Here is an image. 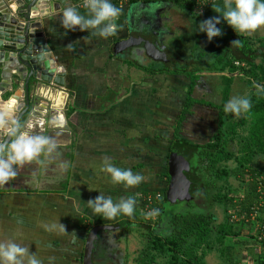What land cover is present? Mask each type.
Listing matches in <instances>:
<instances>
[{"label":"crops","instance_id":"obj_1","mask_svg":"<svg viewBox=\"0 0 264 264\" xmlns=\"http://www.w3.org/2000/svg\"><path fill=\"white\" fill-rule=\"evenodd\" d=\"M112 3L121 8L122 15L117 21L120 26L117 34L107 40L79 30L65 35L59 18L64 8L76 6L75 0H65L59 13L42 20L45 40L58 73L64 75V87L41 86L32 93L35 107L24 130L30 134L48 135L58 147L50 156H41L43 163L24 165L17 170L13 180L0 185V239L18 237V242L27 246L30 253H36L42 264H83L86 240L93 228L125 222L122 227L108 232L112 234L133 228L144 220L152 221L153 218H146L144 195L166 188L161 175L166 171L164 166L174 144L175 126L190 80L186 75L151 76L144 71L142 67L150 66L154 60L144 44L129 46L122 59L114 56L113 47L121 55V44L115 45L117 40L123 42L129 38L145 20L143 35L151 36L154 42L166 46L178 58L179 53L193 52L196 46L207 54H216L227 39L236 35L222 22L217 26L222 28V37L209 43L205 34L196 32L200 22L178 7L161 3L164 7L156 13L153 10L140 14L137 11L139 6L146 8L151 4L140 2L127 7L116 0ZM223 3L224 0L216 1V4ZM78 10L83 14L84 9ZM213 11L203 14L201 21L215 16ZM238 35L264 39V28L251 35ZM180 41L184 45L189 42L190 46H180ZM69 44H72V50L66 48ZM213 74L221 75V78L230 76L227 72H200L196 75L203 80L204 76ZM231 77L234 83L239 77L237 80L247 85V78L246 81L240 78L244 77L243 74L236 73ZM247 88L249 95L252 89L248 85ZM105 156L114 166L143 175L144 182L131 190L113 185L110 178L99 171ZM64 169L65 174L58 178H45H52ZM99 193L114 200L133 195L137 201L133 216L120 215L102 220L91 215L86 204ZM57 220L65 226L68 234H76L79 240L75 244L71 243L74 238L71 235L58 230L45 232L41 228V224ZM143 245V239L136 237L128 243L127 240L121 242L117 250L133 254ZM233 245L228 244L236 251L244 250ZM254 248L256 255V245ZM244 255L247 258L251 254ZM239 261H233V264H240ZM211 263L216 262L212 260Z\"/></svg>","mask_w":264,"mask_h":264},{"label":"trees","instance_id":"obj_2","mask_svg":"<svg viewBox=\"0 0 264 264\" xmlns=\"http://www.w3.org/2000/svg\"><path fill=\"white\" fill-rule=\"evenodd\" d=\"M140 2L170 3L190 13L198 22H201L202 15L208 13L216 4L214 2L206 5L202 13L196 11L194 1L191 0H128L126 6L131 7ZM75 3L77 4V0ZM237 39L241 41L240 46H231L232 41ZM117 42L115 45L121 44V55L115 51L116 47L112 48V54L121 58L129 49L122 44V41L117 40ZM193 52L191 59L175 57L164 62L153 58L150 66L142 67L151 76L166 73L178 74L186 75L190 80L186 101L175 126L174 144L183 142L194 148L188 154L191 168L196 171L198 179L196 193L185 197V193L182 192L183 195L175 196L169 189L170 175L167 171L168 166L165 165L166 171L161 175V179L166 188L157 193L144 195L155 197L156 194H160L161 198L154 200L153 204L148 206L150 210L160 209V215L156 217L159 222H164L171 216L167 220L169 230L165 231L162 238H157L156 231H152V221H142L146 225L147 233L144 234L145 231L141 233L148 235L143 237L145 240L144 263L148 264L156 263L155 260L158 257L162 260V264H212L208 259L217 251L227 259L229 264H233L234 259L238 257L237 251L234 247L226 245V240L230 239L238 243L239 239L244 237L241 241L246 243L248 238L253 237L246 226L252 229L255 225L249 221V218L253 207L260 202L261 195L257 193L258 183L260 177L264 175V169L252 168L254 162L264 157V94L258 95L253 84L264 85V39L234 35L221 45L220 51L216 54H207L199 50L197 46L194 47ZM200 72H227L230 75L223 80L224 89L220 106L192 98L191 94L200 79V76L196 74ZM236 73L243 74L247 78L248 87L252 89L248 95L252 108L238 118L223 111L224 104L230 99L234 82L231 75ZM196 104L219 111L216 133L208 143L203 145L193 144L183 139L180 133L182 123L191 114L190 109ZM238 177L248 184L247 193L241 198L236 195V190L230 185L231 178ZM178 204L179 209L176 207L174 210L170 209ZM146 205L143 199L144 209H147ZM218 208H222L224 212L222 222L215 211ZM231 210L238 214V222L232 221ZM263 218L259 217L258 220L263 222Z\"/></svg>","mask_w":264,"mask_h":264},{"label":"clouds","instance_id":"obj_3","mask_svg":"<svg viewBox=\"0 0 264 264\" xmlns=\"http://www.w3.org/2000/svg\"><path fill=\"white\" fill-rule=\"evenodd\" d=\"M80 7L84 9L83 14L78 10ZM163 7V4L156 2L146 8L139 6L137 11L143 14L154 10L156 13ZM212 11L216 15L201 21L196 31L205 34L209 43L214 38L222 37V28L217 27L222 22L237 36L238 34L251 35L258 29L264 28V0H224L222 5H213ZM121 15V8L115 6L112 0H83L82 5L64 8L59 19L65 35L68 32L79 30L82 33L87 32L88 35L107 40L117 34L120 27L117 21ZM240 44V39H237L232 41L231 46H240ZM66 48L72 50V44ZM253 87L258 95L264 94V85L254 83ZM251 108L252 103L248 96H233L224 104L223 111L238 118L249 112ZM0 125L4 126L7 132V138L0 139V185H6L13 180L17 176V170L24 165L33 162L43 163L41 156H50L58 147L56 141L48 135L30 134L25 131L26 125L16 118L9 120L0 116ZM99 171L107 175L113 185L122 186L125 190L134 189L145 180V177L139 173L114 166L107 156L103 158ZM86 205L91 209V215L102 220H111L120 215L133 216L137 201L133 195L114 200L111 196L99 193ZM159 215L160 209L155 208L146 213V218ZM18 223L22 224L23 221L18 220ZM41 228L45 232L58 230L64 235H71L74 237L71 240L73 244L79 240L75 233L68 234L59 220L50 224H41ZM18 239V237L0 239V264H42L41 258L36 253H30L29 248L22 242H18Z\"/></svg>","mask_w":264,"mask_h":264},{"label":"water","instance_id":"obj_4","mask_svg":"<svg viewBox=\"0 0 264 264\" xmlns=\"http://www.w3.org/2000/svg\"><path fill=\"white\" fill-rule=\"evenodd\" d=\"M64 4L65 0H0V116L26 124L35 107L32 93L38 87H64V75L58 73L42 22L59 13ZM122 44L128 47L144 44L152 58L164 62L175 58L166 46L144 36L142 30L131 33ZM6 138V128L0 125V139ZM193 150L183 142L173 145L168 161L170 190L178 186L193 194L197 192L198 179L188 154ZM123 225L125 222L93 228L86 240L83 264H93L94 245L102 234Z\"/></svg>","mask_w":264,"mask_h":264},{"label":"rangeland","instance_id":"obj_5","mask_svg":"<svg viewBox=\"0 0 264 264\" xmlns=\"http://www.w3.org/2000/svg\"><path fill=\"white\" fill-rule=\"evenodd\" d=\"M178 45V44H177ZM184 45L183 42L180 41V46ZM184 46H190L189 42H186ZM179 48V46H178ZM182 59H191V57L194 55L190 50L186 51L185 53H179L178 54ZM197 55V54H196ZM239 78V77H238ZM237 78V79H238ZM241 79H245V77H240ZM235 79V83L233 82L232 85V91H231V98L233 96H248V88L247 85L243 81H239ZM202 80V79H201ZM224 78H221V75H207L204 76L202 81H199V87H197L198 93H196V98L199 100H204L206 102L213 103L214 105H219L222 102V94L224 89ZM246 81V79H245ZM200 86L204 87L206 92H204L203 88H200ZM218 111L209 107H202V106H196L193 108V115L189 116L185 123L183 124V128L181 129V134L183 133V138H186L192 142L197 143H206L209 142L216 133V128L218 124ZM185 128V130H183ZM253 169H264V157L260 158L258 161L254 162L252 165ZM165 171V169H164ZM65 174V169L61 172L58 171L56 174L53 175L51 178L50 176H45L47 180H53L54 177L58 178L57 176ZM64 178V177H63ZM230 185L233 186V188L236 190V195L238 197H244L247 193V182L243 181L241 177H238L237 179L231 178ZM208 201V197H206ZM179 204L177 206H172L170 209L174 210V207L179 209ZM172 212V211H171ZM170 212V213H171ZM169 214L167 213V216ZM217 215L219 216V220H224V212L222 208L217 209ZM230 215H234L236 217V220H238L239 216L234 210H231ZM145 217V216H144ZM261 217H264V213L261 215ZM151 218V217H149ZM235 220V221H236ZM248 232H251L252 238H248L245 245L240 242H233L230 239L226 240V245H231L234 243L235 248L244 249L237 250V258L234 259V262H236L238 259H240V264H246L244 254L249 253V257L247 259L250 260L251 263H253V260L255 259V248H254V238L256 236V227L250 229L248 226H246ZM240 240H244V237ZM230 241V242H229ZM233 245V246H234ZM245 246V247H244ZM243 254H242V253ZM243 256V257H242ZM211 261L213 260L216 262L215 264H229L227 262V259L220 255V252H214L213 255L210 257ZM210 261V262H211ZM254 264V263H253Z\"/></svg>","mask_w":264,"mask_h":264},{"label":"flooded vegetation","instance_id":"obj_6","mask_svg":"<svg viewBox=\"0 0 264 264\" xmlns=\"http://www.w3.org/2000/svg\"><path fill=\"white\" fill-rule=\"evenodd\" d=\"M168 4H170V3H168ZM170 5H172V4H170ZM172 6H174V5H172ZM177 10H179V9H177ZM144 23H146L145 20L142 21V24L137 26V32L140 30H143ZM160 23H162V20H160ZM158 24L159 23L156 22L157 26H158ZM135 42H138V38L135 40ZM192 53H194V52H192ZM200 80H201V78L199 79V81ZM199 81L197 82V85L194 89V92L191 94V96L193 99H196L197 101H203V100H199L198 98H196V93H198L197 87H199L198 86ZM200 88H202V86H200ZM185 101H186V99H185ZM203 102H206V101H203ZM184 104H185V102H184ZM184 104H183V106H184ZM196 106L208 107V106H205L202 104L194 105L190 109L191 114H189L187 116V118L189 116L193 115V108ZM212 109H214V108H212ZM218 114H219V111H218ZM187 118H186V120H187ZM177 121H178V119H177ZM185 121L182 123V128H183V124L185 123ZM182 135H183V133L181 134V136ZM182 138H183V136H182ZM170 156H171V153H170ZM169 160H170V157H169L168 161ZM167 166H168V162H167ZM167 171H168V167H167ZM172 191H173V194H175V196L183 195V193H185V197H188L191 195L190 191L179 188L178 186H175V188H173ZM215 211L217 214V209H215ZM170 218H171V216L167 217V220H169ZM167 220L164 222L163 221L159 222L158 218H156V217L153 218L151 226L153 227L152 231L153 230L156 231L155 232L156 234L155 233L154 234L157 238H159V237L162 238L165 234V231L169 230V224L167 223L168 222ZM141 225H144V226L142 227ZM145 227H146V225L142 222V223L138 224V227H133V228L128 227L119 233H112V234L104 233V234H102L100 236V238L98 240H96L95 245H94L93 264H148V263H144V261H145V249H143V247H145V245H143L142 248H140L138 251L136 250V252L133 254H131L130 252H123L121 250H117V248L120 247L121 242H124L125 240H127V243H128L131 239L133 240V238L137 237V238H139V240L143 239V241H145L143 237L148 236V235H144L145 233H147V231H146L147 228H145ZM142 231L143 232L145 231L144 234L141 233ZM123 238H124V240H123ZM208 260L211 261L210 257ZM155 262L156 263H153V264H162V260L159 257L155 260Z\"/></svg>","mask_w":264,"mask_h":264},{"label":"built area","instance_id":"obj_7","mask_svg":"<svg viewBox=\"0 0 264 264\" xmlns=\"http://www.w3.org/2000/svg\"><path fill=\"white\" fill-rule=\"evenodd\" d=\"M191 1H194V4L196 6L195 9L198 13H202L206 5L216 2V0H191ZM82 3H83V0H77L76 6L82 5ZM118 3L120 5L125 6L128 3V0H118ZM80 8L83 9L82 7ZM257 193L261 195L260 202L253 207L252 213L250 214V218H249V221L255 224L256 233H257L254 238V245H256V257L253 260V263L254 264H264V221L260 222L258 220L259 217H261V215L264 213V175H262L259 179ZM160 198H161L160 194H156L155 197L153 196L145 197L144 202H146L147 204L146 205L147 209H145L146 212L151 211L150 209H148V206L149 205L151 206L154 200H158ZM235 220H236V217L233 215L232 221H235ZM238 220L236 221L238 222ZM245 261H246V264H253L247 258L245 259Z\"/></svg>","mask_w":264,"mask_h":264},{"label":"bare ground","instance_id":"obj_8","mask_svg":"<svg viewBox=\"0 0 264 264\" xmlns=\"http://www.w3.org/2000/svg\"><path fill=\"white\" fill-rule=\"evenodd\" d=\"M13 103H14V102L12 101V104H13ZM12 104H11V105H12Z\"/></svg>","mask_w":264,"mask_h":264}]
</instances>
